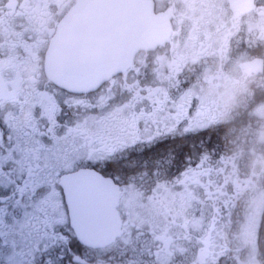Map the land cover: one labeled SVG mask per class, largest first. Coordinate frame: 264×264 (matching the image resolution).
I'll list each match as a JSON object with an SVG mask.
<instances>
[{"label": "flooded vegetation", "instance_id": "af4514ba", "mask_svg": "<svg viewBox=\"0 0 264 264\" xmlns=\"http://www.w3.org/2000/svg\"><path fill=\"white\" fill-rule=\"evenodd\" d=\"M78 1L0 0V118H13L16 127L35 125L43 114L54 124L52 113L59 110L54 98L67 105L61 119L87 145L79 161L99 163L95 170L75 172L90 170L91 177H61L54 183L67 192L71 183L87 182V200L97 207L96 223H105L107 214L110 221L114 208L119 224L110 243L87 250L85 264H208L219 254L210 248L222 251L232 239L243 238L242 256L253 249L249 259L264 264V0H151L158 16L148 20L165 22L166 41L136 51L124 71L72 89L49 78L47 55L59 23ZM107 15L108 20H74L76 54L105 58L123 53L120 38L126 34L116 23L130 20L122 13ZM185 41L189 48L180 53ZM159 54L190 56L192 61L172 60L166 73L149 83L144 70L147 64L156 65ZM99 61L89 63L94 69L98 63L102 71ZM134 79L138 86L130 85ZM119 86L132 94L122 100L120 112L109 114L97 128L78 125L99 94L108 96ZM192 87L209 96L199 107ZM182 93L188 96L175 100ZM152 106L173 122L159 127L163 120L155 117ZM199 116H210V124L193 128ZM64 140L54 126V143ZM53 158L62 164L59 153ZM128 196L153 205L139 206L148 224L129 223L124 209ZM183 201H193V210L186 211ZM253 215L257 222L246 225V216ZM216 264L232 262L221 255Z\"/></svg>", "mask_w": 264, "mask_h": 264}, {"label": "snow or ice", "instance_id": "6c2138e0", "mask_svg": "<svg viewBox=\"0 0 264 264\" xmlns=\"http://www.w3.org/2000/svg\"><path fill=\"white\" fill-rule=\"evenodd\" d=\"M54 99L59 109L52 113L54 124L43 114L35 125L16 127L13 118H0V264H85L87 250L99 248L85 243L98 218L95 202L79 192L73 198L54 183L61 177L71 179L77 168L95 170L99 162L78 160L70 168L57 167L54 154L67 164L73 151L87 145L74 126L61 119L67 116V105ZM54 126L68 143H54ZM25 224L38 227L26 232Z\"/></svg>", "mask_w": 264, "mask_h": 264}, {"label": "water", "instance_id": "95a60500", "mask_svg": "<svg viewBox=\"0 0 264 264\" xmlns=\"http://www.w3.org/2000/svg\"><path fill=\"white\" fill-rule=\"evenodd\" d=\"M136 0H79L78 3L70 9L59 23L56 34L52 39L47 55V73L49 78L57 84L74 89L81 86L84 81L89 83H99L103 79L112 77L117 71H124L132 62L133 55L138 50H152L158 44L167 39L168 27L163 20H148L158 16L152 10L151 0H142V3ZM105 12V14H104ZM107 12L112 16L116 13H122L130 21L127 23L117 22L123 26L126 36L120 38L121 55H105V58L95 56L94 58L83 57L73 50V23L74 20H92V16H98L102 19L106 17ZM119 38V37H118ZM118 42V41H117ZM100 59L102 71L99 70L98 63L94 68L90 66L93 59ZM84 61L79 64V62ZM104 61V63H103ZM90 62V63H89ZM90 170H81L74 173L72 177L87 178L91 177ZM94 176H98L97 174ZM87 182L71 183L67 187V192L71 197H75L79 192L87 200ZM86 187V188H85ZM85 188V189H84ZM115 197H111L110 204ZM103 200V198H102ZM105 223L97 222L96 228L92 229L85 239V243H99V246L110 243L118 235L119 224L117 222L116 212L113 208V215L105 216ZM110 227L109 231L100 228L101 226Z\"/></svg>", "mask_w": 264, "mask_h": 264}, {"label": "rangeland", "instance_id": "374dc122", "mask_svg": "<svg viewBox=\"0 0 264 264\" xmlns=\"http://www.w3.org/2000/svg\"><path fill=\"white\" fill-rule=\"evenodd\" d=\"M188 48L189 47H187L186 41H185L183 48L182 49L178 48V51L180 53H182L183 51H186ZM154 60L156 61V65L155 64L153 65V63H150L148 66V64H147L146 69L144 70L147 72V75L149 76V79L147 80L149 83H155L158 80L157 78H160L161 76H163L166 73V69H167L168 64L172 60H175L176 63H184L187 60L189 62H191L192 57H190V56H184V57L181 56L180 57L177 55H173V56L166 55V57L164 58L163 55L159 54V55L155 56ZM139 73H140V71H138L136 73V75L138 76V79H140ZM137 82H138V80L134 79L130 85L138 86V84H135ZM142 82L146 83V85H149L148 82H144V81H142ZM135 89L137 90V88H135ZM193 89H195V88L192 87L189 90L193 91ZM144 90L145 89H143L142 91H144ZM125 91L127 92V88L125 86H119V87H115L114 89H112L111 92H109L108 96H104L103 93L99 94V96L96 97L97 98L95 101L96 106L94 107V109L93 110L89 109V112L85 116H82L81 118L79 117L78 121H76V119H75V121L78 123V125L82 124L86 128H88V127L97 128L98 122H100L102 119H105L109 114L120 112L122 100L129 95L128 93H130V92H128L127 94H125L124 93ZM133 92L135 93V91H133ZM186 92H184V93H186ZM184 93L179 94L178 96H175V100L184 99V97L188 96V95H185ZM143 96H144V92L142 93V97ZM194 96L197 97L196 106H198V107L201 103L204 102L203 98H209V96H207V95L199 94L197 89H195ZM106 97L110 98L109 103L104 101V98H106ZM142 101H145V100L143 99ZM151 108H152V112L155 114V117L158 118V120H163V123L160 124L159 127H162L163 124L168 125V124H171L173 122L169 119H165V113L164 112L158 111L154 106H152ZM128 112L129 111H127V113ZM210 122H211L210 116H208L206 120L202 119V117L199 116L198 119L193 120L192 127L197 129V128H200L202 126L210 124ZM188 126H189V124H187L185 127H188ZM65 143H68V141L64 140V142L61 143L60 145H64ZM85 155H86L85 150H81L79 152L73 151V158L67 164L63 163V158L60 155V159H61L62 164H57V167L58 168H60V167L70 168L73 166L75 159L80 160L83 156L85 157ZM192 202L193 201H189V202L183 201L184 209H186V211L189 208L191 209V211L193 210V207L191 204ZM255 204L260 205V199L259 198L255 199ZM142 205H144V207L146 209H150L153 207V205H151V204L138 203V201L132 196L126 197V199L124 200V209L126 211H128L129 223H133L136 226H140V224L141 225L148 224V222L141 215V212L139 210V206H142ZM252 221L257 222V218L254 215L251 217L246 216V220H245L246 225ZM195 224H198V222H196ZM25 225H24V229L26 232H32L33 230H35L33 227L29 228L28 226H25ZM246 242H247L246 238H243L242 241H238V242L235 241L234 239H232L230 242L229 248H227L224 245V249L222 251H221V248L219 246L210 248V251L219 252V254H214L212 259L208 260V264H216L218 257L221 255H223L228 261L232 262V264H256V261H252L249 259L250 256L253 253H255V251L253 249L248 250L247 255L242 256V254H243L242 248ZM37 255H39V253H37Z\"/></svg>", "mask_w": 264, "mask_h": 264}, {"label": "trees", "instance_id": "16d2710c", "mask_svg": "<svg viewBox=\"0 0 264 264\" xmlns=\"http://www.w3.org/2000/svg\"><path fill=\"white\" fill-rule=\"evenodd\" d=\"M182 153V152H181ZM208 153H210V152H208ZM177 154H180V153H176V156H177Z\"/></svg>", "mask_w": 264, "mask_h": 264}]
</instances>
